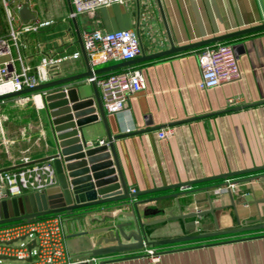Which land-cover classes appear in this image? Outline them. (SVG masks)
<instances>
[{
    "label": "crops",
    "instance_id": "obj_1",
    "mask_svg": "<svg viewBox=\"0 0 264 264\" xmlns=\"http://www.w3.org/2000/svg\"><path fill=\"white\" fill-rule=\"evenodd\" d=\"M34 5L37 6L33 2L32 9L36 8ZM69 10L67 3L68 14L38 12L37 18L42 22L53 19L57 24L61 15L62 21L69 18ZM69 21L66 25L61 24V28L43 27L39 31L36 50L27 55L33 64L35 58L63 57L59 66L49 68V81L86 70L74 20ZM89 24L91 28L84 29ZM261 24H264V0H130L102 6L94 13L79 17L82 35L94 29L136 30L142 43L141 54L135 58L134 64L112 71L132 66L142 71L146 82L143 90L129 96L123 110L114 114L106 112L107 124L99 117L83 126L87 143L97 145L103 139L108 142V128L112 135L117 136L114 144L130 190H147L210 178L194 183L188 189L172 187L139 196V200H147L183 192L179 197L170 196L139 204L143 222L210 208L204 200L207 192L202 188L219 184L224 187L228 179L239 180L234 188L237 212L231 205L226 188L212 190L214 204L226 206L216 211L219 229L247 226L250 225L249 220L259 216L264 222V203L258 206L251 204V187L257 198L264 197V29L156 58L148 57L169 50L172 43L180 47ZM220 42L234 46L242 76L214 88L201 89L198 86L202 76L199 54L205 46ZM111 64L115 63L102 64L98 68ZM66 87H77L81 99L95 96L93 84L87 78ZM62 89L34 93L41 96L44 91L47 94ZM19 96L0 102V170L57 152L48 132L47 125L50 124L46 109L33 102L19 105ZM95 106L98 108L97 104ZM82 118L87 117H75L74 120ZM164 130L171 133L160 137ZM253 169L256 170L215 178ZM251 176H259L260 179L246 181ZM29 193L33 192L26 194ZM135 199L95 206L87 213L79 210L62 214L70 256L81 258L94 248L91 236L73 237V234L104 227L110 223L109 219L104 222L107 214L133 213ZM132 220L131 216L120 215L117 222ZM193 220L197 221L196 227L188 229L186 223ZM130 229L136 230V226L132 225ZM217 230L214 216L208 214L153 225L147 234L151 240H160ZM92 237L96 240L98 234ZM147 247L157 250L160 254L158 261L150 260L144 248L101 256L96 264H264V228Z\"/></svg>",
    "mask_w": 264,
    "mask_h": 264
},
{
    "label": "water",
    "instance_id": "obj_2",
    "mask_svg": "<svg viewBox=\"0 0 264 264\" xmlns=\"http://www.w3.org/2000/svg\"><path fill=\"white\" fill-rule=\"evenodd\" d=\"M28 2L29 0H26V2L19 9V14L23 18L31 16ZM67 3L70 10H72L71 1L67 0ZM74 24L85 58V71L44 82L34 88H26L22 91L0 95L1 101L7 98L19 96L21 94L42 90L48 91L63 87L62 90L53 91L43 96V102L46 111L48 112L47 114L49 118V124L51 126L52 137L56 144L57 152L37 160L25 162L0 170H10L35 162L53 161L58 174L59 184L54 187L48 188L44 192H33L1 201L0 225L20 220L37 218L50 214L62 215L64 213L66 214L79 210H82L83 213H87L89 212L90 208L95 206L105 204L107 205L111 202L137 198L133 200L132 203L133 213H127L123 211L116 215L107 214L106 216H104V222L109 219V224L100 229L82 231L72 235L73 237L91 236L90 239L93 241L94 248L84 254V256L86 258H89L90 260L80 264H96L97 260H94L93 258L98 259L101 256L134 252L142 250L147 246L156 247L172 243L207 238L220 234L264 228L263 219L261 216H259L258 219L249 220L250 225L234 229L220 230L218 219L216 217V211L225 209L226 206L215 205V195L211 193V191L215 188L222 187V185L220 184L202 188L207 192V197L204 200L207 201L210 205V208L206 210H196L188 213L180 212L179 214H171V216L155 218L147 222L142 221V218L138 211L139 204L148 200H158L159 198H167L170 196L179 197L183 192L164 195L161 197H154L147 200H139V196L167 190L172 187L188 189L192 184L208 181L210 180V178L183 182L175 184L173 186H164L147 190H136L133 192L126 184L122 173V168L120 166L119 158L114 144V140L117 138V136L112 135L108 128V143L98 144L95 146L88 145L83 132V126L85 124L93 122L94 120H97L99 117H101L102 120L107 124V114L101 100L98 86L95 82H92L95 96L84 99H81L79 97L77 87L70 88L66 86L70 83L91 77L94 74H101L104 72L115 70L122 66L134 64L136 60L132 59L93 69L90 65L88 54L84 47L82 34L78 26V21L76 19H74ZM261 29H264V24L180 47H177L172 43V46L169 50L151 54L148 57L156 58L176 51L191 49L199 45L225 40L233 36ZM70 102H72L73 104H70ZM95 104H97L98 108H96ZM97 109L99 112H96ZM81 116H86L87 118H82L77 121L74 120L75 117ZM255 170L256 169L242 170L222 176H216L215 178H228L236 174L238 175L242 173H249ZM256 179H260L259 176L248 177L246 178V181L252 182ZM238 181L239 180H233V182L235 183H238ZM225 185H228V182H225ZM226 191L230 195L231 205L235 208V212H237L234 190H232L231 188H227ZM251 194L253 196L251 204H255L258 206L259 204L264 203V197L257 198L253 187H251ZM208 214H212L214 216L216 227L218 228L217 231L205 232L200 234H188L185 236L160 240H151L148 237L146 227L171 220L182 219L185 221L190 217H204ZM120 215L131 216L133 217V220L128 222H117ZM132 225L136 226V230L130 229ZM196 225V220L186 223V227L188 229L195 228ZM94 234H98L96 240H94V237H92V235Z\"/></svg>",
    "mask_w": 264,
    "mask_h": 264
},
{
    "label": "built area",
    "instance_id": "obj_3",
    "mask_svg": "<svg viewBox=\"0 0 264 264\" xmlns=\"http://www.w3.org/2000/svg\"><path fill=\"white\" fill-rule=\"evenodd\" d=\"M1 1L9 25L8 33L0 36V95H4L48 82L51 78L49 68L59 66L63 62V57L44 56L38 64L31 63L22 50V35L37 31L43 22L37 17L27 23L20 18L17 20L16 14H19V9L26 0L24 3L20 0ZM70 1L72 10H69V18L78 21L80 16L94 13L102 6L113 3L123 4L130 0ZM28 5L31 8L30 2ZM15 22H19L20 27L15 28ZM82 38L93 69L106 63L135 59L142 52L140 35L134 29L116 31L94 29L85 31ZM199 63L202 76L198 86L201 89L214 88L242 76L238 56L231 43L220 42L205 46L199 54ZM87 79L97 84L104 109L110 114L123 110L129 96L146 87L142 71L132 66L120 71L94 74ZM45 94L46 91L41 96L31 92L29 96L17 97V102L22 106L32 102L38 106L39 102H43ZM4 101L5 99L0 102ZM169 133L170 130H164L160 133V137ZM106 143L108 142L103 139L98 144ZM88 145L96 144L90 142ZM227 182L228 185L219 187V191L222 188L234 190L236 183L229 179ZM58 184V174L53 161L35 162L3 170L0 171V202L22 196L27 192H44ZM19 240L23 242L17 246L16 242ZM146 253L153 262L160 259V254L155 248L146 247ZM6 259L18 260L22 262L21 264H80L90 260L85 256L72 257L68 253L61 214H50L0 225V264H14L11 261L4 263ZM93 259L97 260V258Z\"/></svg>",
    "mask_w": 264,
    "mask_h": 264
},
{
    "label": "rangeland",
    "instance_id": "obj_4",
    "mask_svg": "<svg viewBox=\"0 0 264 264\" xmlns=\"http://www.w3.org/2000/svg\"><path fill=\"white\" fill-rule=\"evenodd\" d=\"M20 1L23 3L25 2V0H20ZM29 2H30V5H32L33 2H35L37 4V6L34 5V7H36V8H34V9L30 8L31 16L27 17V18H23L20 14H16L17 20H18V18H20L21 21H23L24 23H27V22L31 21L32 19H34L35 17H37L38 12L40 14H68L67 10H66V6H65V0H29ZM62 18H63V15H61V20H62ZM69 20L70 19L67 18L65 20V24H66V21H69ZM14 26H15V28L20 27L19 22H15ZM90 26L91 25L89 24V25L85 26L84 29L88 30L91 28ZM8 31H9V25H8V22L6 19V12H5V9L3 7L2 1L0 0V36L7 34ZM39 106L40 107L42 106L44 109H46L44 106V102H41V103L39 102ZM47 128H49L48 129L49 134L52 135L50 125H47ZM29 239L30 238H28V240ZM22 242H23V240H19L16 242V245L20 246ZM9 261L13 262L14 264H21L22 263L21 261H18V260H8V259L4 260V263H8Z\"/></svg>",
    "mask_w": 264,
    "mask_h": 264
},
{
    "label": "trees",
    "instance_id": "obj_5",
    "mask_svg": "<svg viewBox=\"0 0 264 264\" xmlns=\"http://www.w3.org/2000/svg\"><path fill=\"white\" fill-rule=\"evenodd\" d=\"M65 6H66V10H67V2L65 0ZM71 20V19H70ZM54 22V25H53ZM62 25H66L65 21H60L59 23L55 24V20L53 19H45L42 26L37 30V31H30V32H26L22 35V50L24 52V54L27 56L29 55L30 52H32L33 50H36L37 46H38V36H39V31L43 28V27H47V26H58L59 28H61L60 26ZM65 27V26H64ZM55 29V28H54ZM41 59L39 58H35L34 59V65L38 64L37 62H40ZM148 231L150 230V226L147 229Z\"/></svg>",
    "mask_w": 264,
    "mask_h": 264
}]
</instances>
